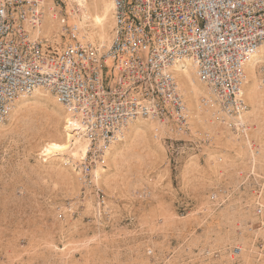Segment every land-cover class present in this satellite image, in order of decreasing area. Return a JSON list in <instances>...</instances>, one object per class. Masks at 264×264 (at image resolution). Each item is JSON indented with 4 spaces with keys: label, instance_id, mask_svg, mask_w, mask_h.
Masks as SVG:
<instances>
[{
    "label": "rangeland",
    "instance_id": "rangeland-1",
    "mask_svg": "<svg viewBox=\"0 0 264 264\" xmlns=\"http://www.w3.org/2000/svg\"><path fill=\"white\" fill-rule=\"evenodd\" d=\"M47 1L60 17L57 36L72 25L69 0L67 9ZM257 72L264 79V62ZM41 91L42 98L22 94L17 100L26 108L0 130V264H222L231 261L205 259L203 251L225 247H241L245 264H253L264 219L255 214L248 177L264 174V124L259 131L247 122L243 132L221 110L212 131L179 134L164 124L159 139L148 133L153 147H138L119 168L105 165L100 179L91 175L85 184L80 159L43 154L44 145L64 137L66 111ZM220 189L227 197L212 202Z\"/></svg>",
    "mask_w": 264,
    "mask_h": 264
},
{
    "label": "built area",
    "instance_id": "built-area-1",
    "mask_svg": "<svg viewBox=\"0 0 264 264\" xmlns=\"http://www.w3.org/2000/svg\"><path fill=\"white\" fill-rule=\"evenodd\" d=\"M46 1L0 0V126L22 94L51 93L89 142L76 164L83 183L120 132L138 119L171 125L179 134L190 131L176 63L193 61L227 119L248 110L245 67L264 46V0H112L115 26L108 48L83 43L67 23L57 36L40 33ZM57 5L67 9L65 0ZM248 178L255 187V214L264 219V174ZM227 195L215 190L209 199L219 203ZM255 247L253 264H264V243ZM243 251L206 249L203 256L245 264Z\"/></svg>",
    "mask_w": 264,
    "mask_h": 264
},
{
    "label": "bare ground",
    "instance_id": "bare-ground-1",
    "mask_svg": "<svg viewBox=\"0 0 264 264\" xmlns=\"http://www.w3.org/2000/svg\"><path fill=\"white\" fill-rule=\"evenodd\" d=\"M68 4V12L72 15V28L79 30V35H82L79 39L82 40L83 37H87L95 44V46L108 48L113 40V29L115 26L114 4L112 0H69ZM59 22L60 17L58 11L50 1H46L44 8V20L41 24V28L39 29L40 33H43L46 37H51L54 34V31L58 28ZM262 62H264V46L259 48V50L250 58L245 67L247 78L243 92L251 108H249L250 110H247L244 114H241L236 118L229 119V123L231 122L230 120H232L233 123H236L237 126L243 129V132L247 131V122L257 125L259 131L262 129V124H264V117L262 116L264 112V79H261L257 72V66ZM174 76L187 104L190 130L194 133L199 128L212 131L214 119L218 117L221 112L213 99L211 91L206 88L207 86L198 78L197 69L193 61L186 59L185 61L176 63L174 65ZM34 94L39 97L43 96L42 91L39 89L36 90ZM201 98L202 100L200 102ZM203 99L210 101V105L208 107H203ZM36 101L37 103H40L39 99ZM26 106V100H17L12 107V113L9 116L10 119L14 120L21 112L24 111ZM59 106L64 108L61 105ZM65 111L66 113L62 127L64 137L59 142H47L48 144L44 145L45 147H42V151L44 156L48 159H54L58 155L62 156L63 154H67L70 158L81 160L88 152L89 142L86 138H84L78 120L72 116L69 110L65 109ZM144 121L146 120L138 119L120 132V135L118 136L119 140L110 146V149L106 151L102 161L96 163V169L92 172L95 179H100L101 174L106 173L105 165L119 168L138 151V147H153V144L148 142V133H151L155 138H158L165 132L166 127L164 124L160 125L154 121L151 124L144 126ZM3 127L4 125L0 126V130L3 129ZM214 128H216V130L218 129L217 126ZM147 149L149 151V148ZM136 156H138V154Z\"/></svg>",
    "mask_w": 264,
    "mask_h": 264
}]
</instances>
